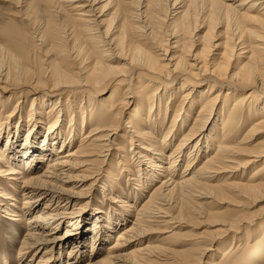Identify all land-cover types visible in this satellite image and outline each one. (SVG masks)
<instances>
[{"label": "bare ground", "instance_id": "bare-ground-1", "mask_svg": "<svg viewBox=\"0 0 264 264\" xmlns=\"http://www.w3.org/2000/svg\"><path fill=\"white\" fill-rule=\"evenodd\" d=\"M41 1L54 15L65 14V38H76L78 27L92 42L75 47L70 59L83 64L75 69L66 56L42 68L31 49L6 43L10 62L0 69V83L9 75L41 89L26 96L19 86L0 88L7 94L0 96V215L10 227L27 225L19 264H264V0H206L208 9L198 12L192 0ZM12 14L25 18L19 10ZM14 33L24 38L20 29ZM35 40L44 44L41 36ZM67 87L83 90L63 98ZM130 106V119L120 125ZM151 125L163 132L146 151L141 140L156 138ZM124 127L140 149L130 138L116 144ZM97 182L105 209L88 199ZM178 202L185 204L169 210ZM128 213L130 222L97 255L110 238L107 230ZM193 215L209 220L208 227L189 230L191 244L175 248L178 240L170 238ZM159 225L170 245L144 243ZM86 234L89 255L83 254ZM64 242L67 257L48 263ZM31 251L39 257L25 259ZM4 256L2 264H12L8 251Z\"/></svg>", "mask_w": 264, "mask_h": 264}, {"label": "rangeland", "instance_id": "rangeland-1", "mask_svg": "<svg viewBox=\"0 0 264 264\" xmlns=\"http://www.w3.org/2000/svg\"><path fill=\"white\" fill-rule=\"evenodd\" d=\"M187 1V0H184ZM238 1H235L234 4H236ZM191 8H196V12L199 11V9H208V3L206 2V0H192L191 1ZM15 10H19L21 13H23L24 15V19L21 20L19 17H15V15L12 14V12H14ZM111 11V9H107L105 11L109 12ZM107 18V17H106ZM108 18L106 20H104L105 23H107ZM69 21L67 18H65V14H61V15H54L53 12H50L49 10H47L45 8V4L43 1L41 0H0V69L4 68L5 66H9V57L6 54V50H7V45L6 43H10L12 45H15L17 42H20L22 45H25L27 48L31 49L34 53L35 56V62L37 64H40L43 68V66L45 64H47L48 62H55L58 61L60 57L62 56H66V58L68 60H70V66L69 68L71 69H75V68H79L81 65H83L80 61L81 58L80 57H76L74 59H70L71 55L73 54V52H75V47L80 43V42H85L86 44H90L92 41L90 40H85L84 38L87 36V34H83L81 32V30H79V28L74 27V29L76 28L77 31L79 32V35L74 38H70L67 39L65 38L66 35V31L68 30L67 28H69ZM55 25L57 27L58 32L57 33V38H53V33L54 31V26ZM14 28H18L20 29V32H23V36L20 35L19 37L15 35L14 33ZM216 28V27H215ZM219 29V28H218ZM75 30H72V32H74ZM7 32V33H5ZM18 34V33H17ZM35 35L41 36V38L43 39V45H38L36 44V40H35ZM44 37H43V36ZM101 35V34H100ZM108 35V34H107ZM99 38V37H97ZM101 38V37H100ZM221 37H218V39ZM94 40H96V38H93ZM55 43H54V41ZM173 41V38L170 39V42ZM9 44V45H10ZM102 44V43H100ZM11 46V45H10ZM102 46H104L103 48H106L107 45L102 44ZM109 53V52H108ZM59 64V63H58ZM57 64V65H58ZM68 67V66H66ZM4 82L0 83V88L5 87V88H12L14 86H19L21 87L23 90H25V92L27 93L26 96L31 95L34 90H41L39 85H35L33 82L31 81H25L23 79H20L18 82L15 80H11V78H9V75L6 79H4ZM27 80V79H26ZM38 87V89H37ZM83 90L82 88H76V89H72V88H64L63 92H62V96L63 98H65L66 96L69 97L70 94L72 92H78ZM89 93V92H88ZM65 94V95H64ZM105 95V94H104ZM103 95V96H104ZM119 95V94H118ZM0 96L2 97H6L7 94H4L3 92L0 91ZM32 96V95H31ZM119 97V96H117ZM6 100V99H5ZM13 101V100H12ZM7 102H9L8 98H7ZM28 102L29 99L26 100L25 102V109H27L28 107ZM163 102H165V99L163 100ZM203 101H201L200 103H198V105H200ZM95 105V104H94ZM97 105H100L99 103ZM131 107L129 108H124L123 109V117L122 120L120 122V125L122 123L123 125V121L125 120V118L130 119L129 117V112L131 113ZM97 108V107H96ZM164 109V106L161 107V110ZM161 113V112H160ZM82 113H78L76 114V123L78 122L79 125V121H80V115ZM85 114V113H84ZM170 116L166 119L169 120ZM192 121V116L188 118V122L187 124L189 125L190 122ZM63 123L66 124L67 123V116L65 117V119H63ZM125 125V123H124ZM151 130L156 134V138L155 139H151V140H141L142 144L145 146V149L147 151V149H151V147L155 146V141H157L158 138H160L162 136V131H160V133L155 130V128L151 125ZM126 128L124 127V131H122V129H119L118 134L120 132L124 133V139L122 137L117 138L116 144L120 145V142H122V145H124L125 140L130 138L132 139L135 143L131 146L134 147L137 146V142L135 139L136 137L132 136V133ZM83 130V129H82ZM85 130H88V128H86ZM184 132V130H183ZM179 135L176 136V138L173 139L171 145L173 146L178 140H179ZM62 138H64V136H62ZM79 141V134L76 136V139L74 141V144L72 146H74L75 144H77ZM1 142H0V147H1ZM71 146V147H72ZM191 146V143L188 144V146L186 145L184 147V150L187 149L189 150ZM127 147L129 148L130 145H127ZM157 147V145H156ZM171 148V147H170ZM170 148L167 149H163L165 154L169 153ZM135 149H140V148H135ZM187 150H185L184 152L186 153ZM214 150V148H213ZM148 152H150L148 150ZM147 154V157L150 159H154L153 156H151L149 153H145ZM159 153V152H158ZM155 155V154H154ZM197 159V158H196ZM185 160V155H183L182 160L180 161V167L178 170V172L181 171L182 167H183V161ZM203 160V157L199 158V161L197 162V164L199 165ZM109 161V160H108ZM108 164V163H107ZM105 165V170L109 168V165ZM44 164H40L37 167L38 172L41 171L44 168ZM24 172H25V168H23ZM111 170V168H110ZM117 169H115L114 171L111 170L114 174H118L116 172ZM106 176V172L104 173L103 177ZM172 177H175L172 175ZM162 176H159L158 179H161ZM165 179V178H163ZM104 179L101 180V182ZM130 182V186L135 185L134 181L129 180ZM88 182V181H87ZM160 182H153L154 186H157ZM11 189V188H10ZM151 187L148 185V187L146 188V191H142L144 193V195L142 196V198L147 195L150 191H151ZM136 191V190H135ZM21 193V191L19 192V194ZM114 194H117L116 196L119 197L120 194L116 193L114 191ZM17 197V196H16ZM25 196H18V206L21 205L22 203V199H24ZM145 198V197H144ZM143 198V199H144ZM87 199V198H86ZM91 199V207H95V206H99L100 209H105L104 208V204L105 202H107V200L103 201V205H101L99 202L100 200H103V194L100 192L99 190V182H97L96 184H94V188L92 190V195L88 198ZM173 199V198H171ZM188 202L191 201V197L186 198ZM129 200V199H127ZM174 200V199H173ZM131 201V198L130 200ZM175 201V200H174ZM171 202V200H170ZM169 202V203H170ZM181 204H185V203H176L173 209H169L171 211L175 210V208L180 207ZM221 205H226L225 203H220ZM42 205V203L40 204ZM113 208H111V204L109 203L107 206V209H111L112 211H116V207L115 204H112ZM17 208V207H16ZM19 208V207H18ZM131 212V211H130ZM1 213V212H0ZM32 214V212H29L26 216H25V220L29 219V216ZM128 220L125 221L124 223H119L118 227L116 229L111 230H107V232L110 233V238L105 241L104 243H102L100 245V248L98 249V253L97 255L101 256L103 255V253L105 252V248L107 246V244L109 242H111L114 238V235L116 234V232L118 230H120L123 226H125L126 224H128L130 222V220L132 219V214L129 215L128 213ZM194 216V215H193ZM205 218L199 217V216H194L192 221L188 222V226L184 227L181 231L182 234H178L175 235L173 237L170 238V241L173 242L176 239L178 240L175 245V248H182L184 245H189L191 244V238L193 236H187L185 233H188L189 230H194L195 232H202L203 229H206V227H208L207 222H209V220L204 221ZM12 225V221H10L9 219H7L6 217H3L0 215V264H2V261L6 258L4 256V251H8L11 259H12V264H19L22 262V260H18L17 258V250L20 244V240H22L23 238H25V227L23 226H27L25 225V223L22 221H19L16 225L17 227L11 226ZM92 225H90L91 227ZM153 227H157L155 225H151ZM193 226V227H191ZM159 228L156 229V231H154L150 236V238H148L147 240L144 241L145 242H149L152 244H156L158 246H166V245H170V241L169 239H165L163 236L168 234V232L164 231L165 227L162 225L158 226ZM91 229H89V224H88V231H90ZM13 231H16L18 233V235L16 236H11V234L13 233ZM84 253L85 255H89L92 253L91 248H90V236L89 234H86L84 239ZM243 239H241L239 241V243L242 245L243 243ZM69 244H65L62 243L60 247H54L55 253H53L54 257L52 259H48V263L57 258L55 257L56 255H59L61 257H63V259L65 257H67L66 254V250L67 247H69ZM214 253V250H212L210 252V255ZM32 251L31 252H27L25 254V259L31 257ZM39 257V256H38ZM37 255H33L32 254V258L36 259L38 258ZM220 254L216 253V258H219ZM45 262V263H47ZM52 264V263H51ZM58 264H63V260L60 261V263Z\"/></svg>", "mask_w": 264, "mask_h": 264}]
</instances>
